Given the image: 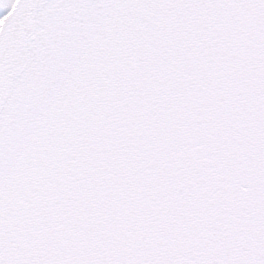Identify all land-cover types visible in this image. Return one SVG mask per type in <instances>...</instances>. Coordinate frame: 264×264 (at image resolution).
<instances>
[{
    "label": "snow or ice",
    "instance_id": "6c2138e0",
    "mask_svg": "<svg viewBox=\"0 0 264 264\" xmlns=\"http://www.w3.org/2000/svg\"><path fill=\"white\" fill-rule=\"evenodd\" d=\"M0 264H264V0H0Z\"/></svg>",
    "mask_w": 264,
    "mask_h": 264
}]
</instances>
